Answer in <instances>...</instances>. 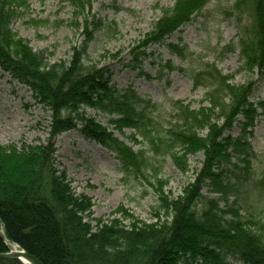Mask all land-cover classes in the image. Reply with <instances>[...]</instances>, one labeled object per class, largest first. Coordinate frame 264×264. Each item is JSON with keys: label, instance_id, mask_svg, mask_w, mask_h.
<instances>
[{"label": "trees", "instance_id": "trees-1", "mask_svg": "<svg viewBox=\"0 0 264 264\" xmlns=\"http://www.w3.org/2000/svg\"><path fill=\"white\" fill-rule=\"evenodd\" d=\"M64 1L81 10L91 3ZM211 1L174 0V7L161 11L137 47L142 49L138 59L149 46L190 23ZM252 1V39L241 37L236 49L244 69L255 71L262 82L264 0ZM16 3L0 0V71L27 88L51 115L45 144L0 146V226L5 240L0 238V254L9 252L8 242L41 264H231L229 258L264 264V171L254 169L258 156L249 143L264 102L250 103L254 84L232 85L214 63L191 54L185 57L169 45L172 54L198 66L188 71L167 66V71L186 76L194 90L204 93L197 109L171 103L170 123L165 125L159 106L131 87L116 88L106 68L87 60L89 44L103 29L98 21L92 18L84 26L68 61L50 64L12 32ZM235 51L227 45L218 56ZM86 110L107 117L106 127L86 116ZM235 124L239 134L224 136ZM78 127L83 136L114 154L122 171L136 180L156 179L166 159L184 175L188 158L198 153L203 156L201 169L170 201L159 186L161 179L156 180L159 207L152 223L132 216L124 217L130 220L128 226L116 219L94 220L90 201L75 195L55 166L54 139ZM125 130L132 132L129 141L145 148L134 152L121 142L115 134L123 136ZM204 188L213 198L203 195Z\"/></svg>", "mask_w": 264, "mask_h": 264}, {"label": "rangeland", "instance_id": "rangeland-1", "mask_svg": "<svg viewBox=\"0 0 264 264\" xmlns=\"http://www.w3.org/2000/svg\"><path fill=\"white\" fill-rule=\"evenodd\" d=\"M90 2L81 10L64 0H24L23 4L17 0L13 7L16 18L11 26L12 32L52 64L69 60L70 48L81 42L84 26L94 18L103 29L89 44L87 60L106 68L116 88L131 87L138 95L159 106L163 110L160 117L165 125L170 123L171 103L180 101L197 109L203 102L202 90H194L192 82L178 72L167 71V66L186 71L195 69L197 63H190L185 58L190 54L214 63L232 85L252 82L250 103L264 102V81L259 82L255 71L251 73L244 69V62L236 49L241 37L243 41L252 39V0H212L190 23L160 44L149 47L144 51L145 57L139 59L142 49L137 47L161 18V11L174 7V0ZM167 45L176 46L185 57L170 53ZM227 45L235 47V53L220 58L219 50ZM256 114L249 143L258 156L254 169L260 173L264 171V112L258 110ZM50 115L27 88L0 71V146L20 149L21 145L45 144L49 137ZM86 116L106 127L107 117L93 110H86ZM239 130L235 124L224 136L236 137ZM131 133L125 130L123 136L115 135L134 152L144 149V146L128 140ZM54 147L55 166L64 173L73 193L90 201L92 218L103 222L116 219L125 226L130 220H124V217L129 216L146 224L154 222L152 215L159 207V186L168 201L177 198L200 171L203 161L201 153L190 156L188 172L184 175L178 173L169 159L161 161L157 178H147L148 184L122 171L114 154L83 136L79 127L56 137ZM158 179L161 182L157 189ZM202 190L205 197L213 198L205 188ZM92 225H95L94 221ZM228 261L241 264L233 258Z\"/></svg>", "mask_w": 264, "mask_h": 264}, {"label": "water", "instance_id": "water-1", "mask_svg": "<svg viewBox=\"0 0 264 264\" xmlns=\"http://www.w3.org/2000/svg\"><path fill=\"white\" fill-rule=\"evenodd\" d=\"M3 239L2 237H0ZM0 260L3 261H15L20 264H41L38 260L28 255L21 249H16L5 254H0Z\"/></svg>", "mask_w": 264, "mask_h": 264}, {"label": "bare ground", "instance_id": "bare-ground-1", "mask_svg": "<svg viewBox=\"0 0 264 264\" xmlns=\"http://www.w3.org/2000/svg\"><path fill=\"white\" fill-rule=\"evenodd\" d=\"M10 250L14 251V250H16V247L10 246Z\"/></svg>", "mask_w": 264, "mask_h": 264}]
</instances>
